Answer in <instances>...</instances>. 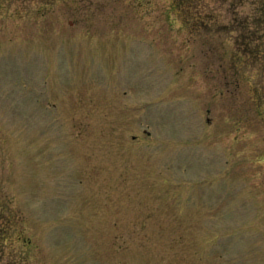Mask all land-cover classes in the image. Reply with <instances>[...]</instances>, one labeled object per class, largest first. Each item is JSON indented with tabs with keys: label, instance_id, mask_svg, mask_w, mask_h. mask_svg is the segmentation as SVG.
I'll list each match as a JSON object with an SVG mask.
<instances>
[{
	"label": "rangeland",
	"instance_id": "obj_1",
	"mask_svg": "<svg viewBox=\"0 0 264 264\" xmlns=\"http://www.w3.org/2000/svg\"><path fill=\"white\" fill-rule=\"evenodd\" d=\"M0 264H264V0H0Z\"/></svg>",
	"mask_w": 264,
	"mask_h": 264
}]
</instances>
